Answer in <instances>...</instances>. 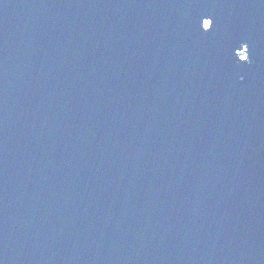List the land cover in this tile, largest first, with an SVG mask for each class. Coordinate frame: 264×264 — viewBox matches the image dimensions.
Listing matches in <instances>:
<instances>
[{
	"label": "water",
	"instance_id": "water-1",
	"mask_svg": "<svg viewBox=\"0 0 264 264\" xmlns=\"http://www.w3.org/2000/svg\"><path fill=\"white\" fill-rule=\"evenodd\" d=\"M0 264H264V0H0Z\"/></svg>",
	"mask_w": 264,
	"mask_h": 264
},
{
	"label": "snow or ice",
	"instance_id": "snow-or-ice-1",
	"mask_svg": "<svg viewBox=\"0 0 264 264\" xmlns=\"http://www.w3.org/2000/svg\"><path fill=\"white\" fill-rule=\"evenodd\" d=\"M212 26H213V21L211 20L210 22L208 21V20H205L204 21V28L206 29V30H211V28H212ZM246 59H248V58H246Z\"/></svg>",
	"mask_w": 264,
	"mask_h": 264
},
{
	"label": "rangeland",
	"instance_id": "rangeland-1",
	"mask_svg": "<svg viewBox=\"0 0 264 264\" xmlns=\"http://www.w3.org/2000/svg\"><path fill=\"white\" fill-rule=\"evenodd\" d=\"M240 56H241L242 58H245V57H246V55H245V46H244V45L241 47Z\"/></svg>",
	"mask_w": 264,
	"mask_h": 264
}]
</instances>
